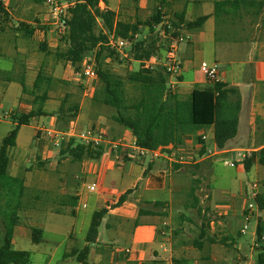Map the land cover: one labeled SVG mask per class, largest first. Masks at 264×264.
I'll return each instance as SVG.
<instances>
[{
	"label": "trees",
	"instance_id": "16d2710c",
	"mask_svg": "<svg viewBox=\"0 0 264 264\" xmlns=\"http://www.w3.org/2000/svg\"><path fill=\"white\" fill-rule=\"evenodd\" d=\"M36 3H47L48 0H32ZM71 1V0H60ZM102 0H74L69 6L67 14L62 17L63 32L60 35L59 44L52 50L47 42L39 44V51L45 56H54L58 62L69 63L75 71L82 70V63L86 57H90L97 73L93 102L97 105L108 106L115 109L112 120L123 128L129 130L137 143L146 149L156 150L172 146L176 150L184 147L186 139L194 136L196 143L204 145L198 151L202 155L206 147L199 132L213 127L214 143L218 149H224L228 142L238 133L239 114L241 111V95L237 87L230 86L219 81H211L213 85L207 89L195 88L190 97L185 99L176 94L168 86L169 76L162 67L155 70L145 68L144 62L160 52L159 49L169 40L161 35L165 31L163 11L156 8L149 20L145 22L130 23L120 20L114 11L101 8ZM164 4V2H163ZM264 13V0H216L213 3L211 15L199 16L191 21L185 20V11L175 12L169 21L174 28L173 36H177L183 30L202 28L210 16L215 17L217 23H247L254 22ZM11 20L10 13L5 9L0 0V23ZM164 24V25H163ZM148 29L146 37H141L140 26ZM35 27L20 22L15 29L21 32L26 39L33 37ZM124 39L131 43L128 53L133 61L140 63V67L128 74L127 79L113 72L108 65L111 62H122L118 51L110 47V37ZM137 36V38H136ZM164 47V48H165ZM21 63V61H20ZM22 64H20L21 66ZM45 65L42 64L31 88L28 87L26 77L20 74L15 82L22 87L24 94L33 96L31 104L33 108L29 112H13L8 117L16 122L12 130L2 139L0 147V212L4 215L3 225L5 231L0 245V264H30L31 253L16 250L13 246L15 229L19 225L20 212L26 208L24 199L28 202L36 201V194L30 200V188L26 185V179L12 176L9 173L11 164V149L16 147L20 129L28 126L31 121L40 116H56L59 129H67L79 112L80 103L72 93L66 92L61 98L60 105L54 113L44 110L46 102L50 99L49 92L54 89L56 82H60L52 75L46 74ZM132 85L135 93L129 95L127 86ZM170 152L167 149H164ZM103 146L91 147L84 145L76 139L63 143L60 149L61 157H70L75 163L85 159L98 160L103 155ZM125 159H127L124 154ZM264 165V148L252 153L250 158L243 161L244 168L249 172L254 159ZM42 168L44 163L39 162ZM184 165L174 163V170L181 169ZM198 166V165H196ZM146 174V172H145ZM199 182V180H195ZM197 187L190 188L188 196L191 201L186 202L187 208H196L201 218V223L191 221L195 226L197 235L191 245L198 251H203L206 244L213 245L220 241L228 244L226 239L219 240L217 235L211 233L212 220L207 215V209L200 205V199L196 195ZM132 193V190L122 194L113 208L120 207ZM2 201L4 202L2 204ZM79 197L67 195L62 197L60 205L69 207L74 214L78 206ZM260 210L264 209V198L260 194L257 198ZM167 202L153 203L154 209H140V216H162ZM111 208V207H110ZM108 207L100 208L92 214L91 222L85 237L86 245L80 249L74 247L66 257H75L81 264H89L91 245L97 242L99 229L107 216ZM60 214V212H58ZM184 216V215H182ZM182 220H185L182 217ZM32 241L40 244L44 235V229L33 226L30 228ZM175 233H177L175 231ZM242 235V234H241ZM257 243L264 240V221L257 220ZM209 255L202 259H208ZM178 264V262H175ZM256 264H264V244L259 246Z\"/></svg>",
	"mask_w": 264,
	"mask_h": 264
},
{
	"label": "crops",
	"instance_id": "0c3cea01",
	"mask_svg": "<svg viewBox=\"0 0 264 264\" xmlns=\"http://www.w3.org/2000/svg\"><path fill=\"white\" fill-rule=\"evenodd\" d=\"M1 1L5 9L10 13L11 20L7 23H0V34L2 33L3 35L5 32H11V40H8V42H6L7 45L3 46V49L7 50L6 54L3 52L4 54L0 55V98L6 94L9 95L14 88L13 86L19 84L15 82V79H18L20 74H24L26 82L28 75H30L29 59H27L28 50L25 49L23 47L24 45H21L19 41H30L37 35H41L43 41H40V43H48L49 37H46L44 31L49 29L47 27L49 24H58V22L54 20L51 11L46 6L47 3L40 4L32 0ZM214 1L216 0H102L100 6L101 8L114 11L120 20L130 23L149 20L154 10L159 8L163 11L165 23L171 20L175 12L182 10L185 11L186 21H191L203 15H211ZM15 22H18V24L15 25ZM20 22H24L36 28L32 38L26 39L22 36L21 32L15 31ZM140 31L142 32L140 38L147 36V27L141 25ZM183 32L188 36V39L178 43V56L183 62V72L180 82L174 92L182 98L187 99L195 88L207 89L211 87L213 83H211L201 71V65L203 63H208L210 65L216 64L218 67L217 80L221 83L237 87L242 101L237 136L230 140L224 149H218L214 143L213 127L199 132V134L206 135L207 137L204 142L206 150L217 151L218 155L216 156L220 157L221 160H217V157H212V160H210L211 157H207L198 165L203 166V164H206L210 167L212 173L215 163L230 158L233 159L235 163H239L237 173L247 172L240 155L247 151L252 153L259 152L264 148V13L254 22L243 24L217 23L215 17L210 16L202 28L183 30ZM47 34H50V31ZM4 39V36H2L0 42ZM164 39L166 40L165 37ZM164 47L159 49L160 52H158V54L164 55L166 49V47ZM20 55H22L23 59L25 58L26 61L21 59L20 63V61H18ZM20 64L22 65L20 66ZM134 65L138 66V68L140 67V63L137 61H132V66ZM27 85L29 88L32 87L29 86L28 82ZM95 85L93 86L94 90ZM49 96L51 98V92H49ZM17 99L18 104L15 108L10 110L9 113L16 111L29 112L33 108L31 102L34 98L30 94H24L22 92ZM24 101H26L25 105ZM46 104L44 110L48 113H52L46 109ZM58 107L59 105L57 109ZM44 117H46V120H42ZM5 120V124L9 125V130H7L8 134L15 126L16 122L12 121L10 117H7ZM32 123L36 125H32ZM29 126L35 130V141L32 144L34 146L33 148L38 149L36 154H34L35 149H32V154L35 156L33 158L32 155L29 158L28 161L31 163L30 166H32V164H36L37 166L40 159L46 160L47 158H53L57 151L60 153V148L52 144L43 130H62L59 129L56 116H40L33 119L27 127ZM90 127L106 130L109 139H123L129 141L134 138L129 130L124 129L119 124L106 126L104 116L102 113L98 112H79L77 118L69 124L67 129L63 130L73 128L81 132ZM22 128L20 129L17 140L20 139ZM7 134L0 138L1 142ZM196 141L194 136L186 139L188 145H194V153L204 146L196 143ZM200 145H202V147H200ZM103 149V155L100 159H85L82 162H77V164L79 169H81L82 179L86 181L89 176L97 177V182L103 180L105 185H107L106 188L109 189L110 192L105 195H96L94 207L89 211L90 206L86 202V198L88 197L90 200L92 197H90V193L86 191V184L83 182L81 192L75 194L79 197L80 202L77 211L75 209V225L77 223L81 224V226H86L88 223L90 225L91 216L94 211L103 207H109L107 206L108 203H116L122 194L128 190H132L128 199L120 207L109 209L102 223L105 229L112 230V235L115 240L125 241L129 243V246L124 250H117L108 246L104 248L97 247V255L92 262L93 250L91 249L89 264H176V261L178 264H204L202 262V256L197 258V256L194 255L195 248L190 243L191 235L184 232L181 234L177 232L175 233V239L171 235L169 236V234L168 237H161V227L167 223L160 219L158 222L149 220L151 217L160 218L161 216H140V209L143 207L139 206V204L142 203L143 205L152 206L153 210V203L160 201L146 199L143 196L145 191L152 189H168L171 193L173 192L172 187L174 183L172 182V176L174 164H171L165 158L158 160L131 159L126 154L127 159H125L124 153L112 150L109 144H105ZM258 164H260L258 158H255L249 172ZM37 167L39 168V166ZM18 168H22L21 164H18ZM29 168L24 167V171H30L31 169ZM12 175L17 176V174ZM28 177H30V175L24 174V178L28 179ZM127 177H129V182L127 181ZM255 182L259 183V195L261 194L264 198V194L261 192L260 182ZM117 183H119L120 186H124V188L120 190V188L114 186V184L117 185ZM245 186L246 185H243V190H246V192L249 191V188ZM211 196L213 203L214 194L212 193ZM227 199L228 202H215V205H213L217 214L226 216V225L228 226L227 231L229 233L227 232L226 235H220L221 238L219 237V240L228 239V236L230 237L233 235H235L234 237H236V235L238 237L242 236L240 230L243 226V209L236 208L237 198H235V196L229 194ZM169 200H164V202L168 203ZM85 203L87 207L83 208L82 205ZM263 211L264 209L257 212V218L260 217L262 219L261 214ZM108 219L111 220L107 221ZM132 223L134 226L133 229H131ZM223 223L222 221L218 222L219 226L223 225ZM178 225H180V223H178ZM212 225H216V223L212 222ZM221 230L226 231V229ZM71 234L76 236V230H73ZM231 240L234 248L240 250L237 241H234L232 237ZM44 241H46L45 231L41 243ZM98 241L99 237L97 239V242ZM127 250L129 251L128 253ZM210 256L214 259V255L211 254Z\"/></svg>",
	"mask_w": 264,
	"mask_h": 264
},
{
	"label": "rangeland",
	"instance_id": "374dc122",
	"mask_svg": "<svg viewBox=\"0 0 264 264\" xmlns=\"http://www.w3.org/2000/svg\"><path fill=\"white\" fill-rule=\"evenodd\" d=\"M46 6L51 11L52 7L49 4H46ZM16 24H18V22H15V25ZM47 27L49 29L44 32L46 33V37H49L48 43L51 49L55 50L60 43L59 37L63 32V27L59 23L57 25L51 23ZM49 31L50 34H47ZM2 36H4L5 39L0 42V55L4 53L6 54L7 52L6 49H3V46L7 45L6 42H8V40H11V32H5L3 35L1 33L0 39ZM40 41H43V37L37 35L30 41L20 40L19 42L28 50L27 59H29L30 75L27 77V82L30 87L32 86L37 71L41 68V63L45 65L44 71L46 74L52 75L60 81L56 82L54 89L51 91V98L46 104V109L54 113L57 110V106L60 105L61 98L64 94L70 92L75 99L79 101L80 112L102 113L105 118L106 126L112 124L117 125V123L112 120V115L115 113V109L108 106L97 105L92 100L94 95L93 86L95 83L97 84V80L95 82L92 81L84 75L82 70L75 71L69 63H64L62 61L58 62L55 60L54 56L50 55L47 57L42 52H39L38 44H40ZM21 59L26 61L25 58L23 59L22 55L19 56L18 61ZM108 65L113 72L121 76L123 79H127L128 74L138 68V66H132V61H129L128 59L122 62H111L108 60ZM13 87L14 88L9 95L6 94L0 98V138L7 134V130H9V125L5 124L4 121H6L5 119L8 117L10 110L15 108L18 104L17 97L22 93L20 84H15ZM127 91L129 92V95L135 93V90L130 84L127 86ZM25 104L26 101H24V105ZM42 120H46V117L42 118ZM32 125L36 124L32 123ZM34 132L35 130L31 126L23 127L20 139L17 140L18 144L11 149L10 152V175L17 174L16 177L20 178H24V174L30 175L28 179L25 178L27 179L26 185L30 188L29 198L32 200V197L36 194L40 198L32 202H28V199H24V201H26V208L19 214L20 220L19 225L15 229L13 246L16 250L28 251L31 253L30 264H81L75 257L66 256L74 247L82 249L86 245L85 236L89 228V223L86 226H81V224L78 223L75 225V212L72 214L71 208L61 206L60 201L62 197L75 195L76 193L81 192L83 182L87 185L97 182L98 178L89 176L86 181L82 179L81 169H79L78 164L72 161L70 157H61L59 151L55 152L51 159H40L39 162L44 163L42 168H38V165L36 166V164L30 166L31 163L28 160L33 155L32 149H35L34 154H36L38 150L37 148H33L34 146L32 145L35 141ZM61 148L62 147H60V149ZM180 150L181 151L179 152L185 157H191L195 154L193 144L188 145L185 143L184 147ZM34 156L35 155H33V158ZM216 157L217 160H221L220 157L213 156V158ZM210 160H212V157ZM226 160L234 162V160L230 158ZM18 164H21V169L18 168ZM198 164H181L184 165L181 169L176 171L173 170L172 182L174 185L172 187V193L168 189H152L143 193V196L150 200L164 201L170 199L168 205L164 209H160L163 212V215L160 218H149V220L153 222L161 220L167 223L161 227V237H168L169 234V236L171 235L175 239V231L180 234L184 232L191 235L190 243L193 238L196 237L197 231L191 221L199 225L201 223V218L197 214L196 208H187L185 206L186 202L191 201L188 192L192 187H197L196 195L200 199L201 207L205 210L207 209L208 217L216 223V225L211 224V233L216 234L218 239L220 235L227 234L228 226L226 225V216L215 212V209L213 208L215 202H228L227 197L231 194L237 198L236 208H245L250 201L246 195V190H243V185H246L247 188H249L250 184L255 181L260 182L261 192L264 194L263 165L258 164L249 173H237L239 163H236L237 166L235 167H229L223 161H219L214 164V171L211 173L209 166L206 164H203V166ZM24 167H31L29 168L31 170L24 171ZM195 180H199V182H196ZM127 181L129 182V177H127ZM101 183L105 187L107 186L103 180ZM114 186L120 188V190L124 188V186H120L119 183H117V185L114 184ZM212 193L214 194L213 203L211 196ZM89 195L92 198L89 200L87 197L86 202L90 206V211L94 207L96 194L90 193ZM3 203L4 202L2 201V204ZM114 204L108 203L107 206H109L108 208L111 207L110 209H114ZM79 205L80 202H78L76 211ZM139 206L144 209H152V206L143 205L142 203L139 204ZM58 212H60V214H58ZM261 215L264 220V211ZM3 216L4 215L0 212V245L5 231ZM182 217L185 220H182ZM109 220L111 219H108L107 221ZM257 220L258 218L254 217V219L250 221L249 229L245 234H242V236H228V239L225 240L227 243L229 241L227 245L221 244L220 241L213 245L206 244L203 251H198L193 248L195 251L194 255H196L197 258L201 256L207 257V255H209L208 259L202 260L204 264H256L259 246L264 244V240L261 244H258L256 241ZM219 221L224 222L223 225L219 226ZM178 223H180V225H178ZM131 225V229H133V223ZM33 226L44 229L46 241L40 244L33 243L30 230ZM221 229H226V231H222ZM73 230H76V236L71 234ZM163 232L166 233L163 234ZM99 233V241L91 245V249L93 250L91 262L96 258L97 247L104 248L108 246L117 250H124L129 246V243L125 241L115 240L112 235V230L105 229L104 226L100 227ZM231 237L234 241H237L240 250L234 248ZM211 254L214 255V259L210 256Z\"/></svg>",
	"mask_w": 264,
	"mask_h": 264
},
{
	"label": "built area",
	"instance_id": "2783aa9c",
	"mask_svg": "<svg viewBox=\"0 0 264 264\" xmlns=\"http://www.w3.org/2000/svg\"><path fill=\"white\" fill-rule=\"evenodd\" d=\"M74 3V0L71 1H60V0H48L47 4H49L52 9L51 13L60 25L62 23V17L67 14V10L69 6ZM170 31L168 34L165 33L164 29L161 32L162 35L165 36L169 40L166 45L164 55L155 54L149 60L145 61V68L149 70H155L158 67H162L166 74L169 76L168 86L171 90L175 91L177 85L180 82V78L183 72V62L178 56V43L188 39V36L181 31L177 34V36H173L175 32L174 28L170 25L169 22L164 23ZM163 24V25H164ZM62 26V25H61ZM137 38V36H136ZM110 47L118 51L120 54V59H128L129 61H133L131 59L130 54L128 53L129 48L131 47V43L124 39H115L114 36L110 37L109 44ZM82 71L85 76H87L92 81L97 80V73L94 67V63L90 57H86L82 63ZM201 71L204 73L206 78L211 81H218V67L216 64L210 65L208 63H203L201 65ZM46 136L51 140L52 144L55 147H62L63 143L69 142L71 139H76L84 145H88L91 147H100L105 144H109L112 150L117 152H122L128 155L131 159H153L158 160L161 158H165L171 164H198L204 161L207 157H213L218 155L217 151L206 150V152L202 155L196 152L191 157H185L179 151L176 150L172 146L166 148H158L156 150H149L144 147H141L135 138L131 140H115L109 139L108 133L103 129H97L95 127H90L84 131L78 132L73 128H69L68 130H58V129H43ZM41 130V131H43ZM203 141L207 139L206 135L202 136ZM202 147V145H200ZM199 147V148H200ZM164 149L169 150L170 152L165 151ZM252 152H243L240 157L242 163L245 159L250 158ZM227 166L235 167L237 166L235 161H227L226 159L222 160ZM86 191L90 193H94L96 195H105L110 192L101 182H94L87 184L85 186ZM259 183L253 182L249 186V191L246 192V195L249 199V204L243 208L242 210V220L243 226L240 230L241 234H245L249 229L250 221L257 217V212L260 211L257 198L259 196ZM83 208L87 207V204L82 205ZM166 232H163L165 234ZM129 251L127 250V253Z\"/></svg>",
	"mask_w": 264,
	"mask_h": 264
}]
</instances>
